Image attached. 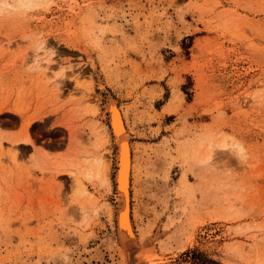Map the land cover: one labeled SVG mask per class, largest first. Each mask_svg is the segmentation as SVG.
Masks as SVG:
<instances>
[{
    "label": "rangeland",
    "instance_id": "1",
    "mask_svg": "<svg viewBox=\"0 0 264 264\" xmlns=\"http://www.w3.org/2000/svg\"><path fill=\"white\" fill-rule=\"evenodd\" d=\"M36 5L0 18V264H264V0ZM110 97L131 137V260Z\"/></svg>",
    "mask_w": 264,
    "mask_h": 264
},
{
    "label": "bare ground",
    "instance_id": "2",
    "mask_svg": "<svg viewBox=\"0 0 264 264\" xmlns=\"http://www.w3.org/2000/svg\"><path fill=\"white\" fill-rule=\"evenodd\" d=\"M115 1L119 2L120 0H115ZM105 110L107 113H109L108 115L109 118L108 121L110 123L109 133L111 134V137L115 141L114 144L116 146L115 182L117 181L116 185L118 188L117 189L118 192L116 191L117 202H118L117 210H119L117 215V221H118L117 223L119 225V233H120L119 239L121 240V245H122L121 252L125 259L131 260L133 253L137 251V249H139L141 243L143 244V242H141L140 238L138 237L135 231L133 219L131 218V180H132V171H133V155H132V146L130 140L131 137L126 126L124 114L121 108L118 106L117 102L113 100L111 97L109 98V102L106 105ZM27 144H30V142L28 141ZM227 145H228L227 143L222 142L221 144H219L218 147L226 148ZM213 151L214 150L210 151L206 159L211 158ZM106 161L107 160L106 159L104 160L103 157L98 159L96 158L95 161L96 169L94 175H96L97 177H102L101 179L103 180H107L106 173L108 172L110 167L109 162ZM66 164L67 163L65 164L63 163V165ZM59 167H60L59 168L60 171H62L63 168H61V165H59ZM85 176L91 178V175L89 173L85 174ZM78 183L79 185L83 186L80 180ZM155 234L156 235H154V238L150 237L151 240L156 239L158 237L159 234L158 233Z\"/></svg>",
    "mask_w": 264,
    "mask_h": 264
},
{
    "label": "clouds",
    "instance_id": "3",
    "mask_svg": "<svg viewBox=\"0 0 264 264\" xmlns=\"http://www.w3.org/2000/svg\"><path fill=\"white\" fill-rule=\"evenodd\" d=\"M47 3L51 4V0ZM36 8V0H0V18L26 15Z\"/></svg>",
    "mask_w": 264,
    "mask_h": 264
}]
</instances>
